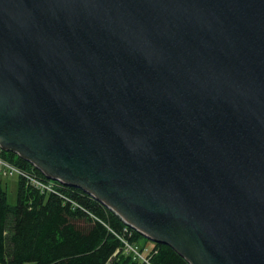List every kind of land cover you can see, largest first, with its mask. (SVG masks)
I'll list each match as a JSON object with an SVG mask.
<instances>
[{"label": "water", "instance_id": "obj_1", "mask_svg": "<svg viewBox=\"0 0 264 264\" xmlns=\"http://www.w3.org/2000/svg\"><path fill=\"white\" fill-rule=\"evenodd\" d=\"M0 148L189 264H264V0H0Z\"/></svg>", "mask_w": 264, "mask_h": 264}, {"label": "trees", "instance_id": "obj_2", "mask_svg": "<svg viewBox=\"0 0 264 264\" xmlns=\"http://www.w3.org/2000/svg\"><path fill=\"white\" fill-rule=\"evenodd\" d=\"M2 155L45 179L18 155ZM122 239L148 241L79 188L59 185L56 194H45L20 179L17 203L11 205L0 185V264H142ZM151 261L189 264L169 246L156 243Z\"/></svg>", "mask_w": 264, "mask_h": 264}, {"label": "built area", "instance_id": "obj_3", "mask_svg": "<svg viewBox=\"0 0 264 264\" xmlns=\"http://www.w3.org/2000/svg\"><path fill=\"white\" fill-rule=\"evenodd\" d=\"M13 176H19L25 179L28 184L34 186L42 193L56 194L60 185L56 182L44 181L36 174L9 162L2 156V150L0 149V178H9ZM122 241L125 244L127 252L131 253L135 260H138L142 264H153L151 262V256H148V249L142 251L139 246L130 243L127 239H122Z\"/></svg>", "mask_w": 264, "mask_h": 264}, {"label": "rangeland", "instance_id": "obj_4", "mask_svg": "<svg viewBox=\"0 0 264 264\" xmlns=\"http://www.w3.org/2000/svg\"><path fill=\"white\" fill-rule=\"evenodd\" d=\"M19 181L20 178L18 176H14L11 178H0V185H2L3 189L8 192V200L11 205H15L17 203ZM135 244L139 245L141 248L148 246L147 249L149 250L152 249L151 247L153 246V243L151 241L146 242L145 240H141L140 242Z\"/></svg>", "mask_w": 264, "mask_h": 264}]
</instances>
